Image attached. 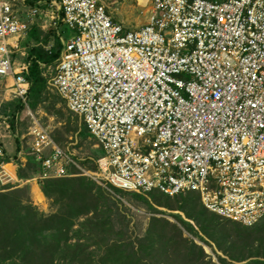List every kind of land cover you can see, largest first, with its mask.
<instances>
[{
    "label": "built area",
    "instance_id": "built-area-1",
    "mask_svg": "<svg viewBox=\"0 0 264 264\" xmlns=\"http://www.w3.org/2000/svg\"><path fill=\"white\" fill-rule=\"evenodd\" d=\"M150 3L147 24L125 30L114 22L105 0H50V8L62 15V23L73 35L62 40L54 66L41 65L50 71L44 77L68 110L82 118L102 151L95 162L97 171L85 170L55 144L46 129L34 124L28 136L32 137L31 150L41 162L42 172L36 180L82 175L105 188L139 195L158 191L174 197L195 192L209 212L242 226H254L264 218V129L250 135L252 125L243 127L242 114L255 112L249 100L264 107V0ZM19 5L26 7L24 13ZM41 15L40 6L30 5L29 0H0V80L11 78L22 98L29 85L24 76L29 64H17L12 55ZM117 62L133 73L156 76L165 70L166 80L163 85L157 81L156 88L168 89L164 92L168 97L166 116L157 113L156 123L146 114L145 119L139 115L128 120L111 114L102 117L99 105L104 98L93 103L88 92L114 87L111 83L102 88L97 85L107 80L110 66L115 68ZM216 80L219 84L212 87ZM226 89H234L236 94L229 99ZM204 92L207 96L201 95ZM197 101L216 105V117L202 108L193 115L191 109ZM185 117L195 125L192 131L215 121L229 134L222 138L217 128L208 139L192 138L188 143L174 130L185 123ZM237 127L242 130L233 134ZM47 149L49 154H44ZM9 160L0 141V192L10 182L5 172ZM70 168L78 174H71Z\"/></svg>",
    "mask_w": 264,
    "mask_h": 264
},
{
    "label": "trees",
    "instance_id": "trees-1",
    "mask_svg": "<svg viewBox=\"0 0 264 264\" xmlns=\"http://www.w3.org/2000/svg\"><path fill=\"white\" fill-rule=\"evenodd\" d=\"M61 18L60 14L58 24L62 23ZM54 29H49V35H42L40 28L33 24L21 44L28 55L29 66L24 76L29 85L26 102L20 100L17 111L26 108L35 111L51 100L53 105H44L43 109L56 116L62 115L55 108L62 99L50 94L51 84L41 67L42 64L54 66L59 59L62 44ZM50 36L56 40L54 45L49 42ZM31 41L33 44L29 46L27 43ZM8 113L6 120L13 124L14 114L9 116ZM83 131L88 134L82 122L77 134L84 139L87 137L82 135ZM51 137L60 146L62 140L58 136ZM19 148L18 144L17 152ZM66 152L87 170L97 171L96 164L88 168L70 151ZM26 155V164L18 163L20 180L36 178L42 172L41 162L31 147ZM69 172L78 174L75 168H70ZM38 184L55 208L51 214L41 212L32 204L26 186L7 185L0 192V264H264V221L246 227L224 220L205 209L195 192L157 197L153 193L139 195L108 187L115 194L129 195L144 203L153 214L167 215L176 221L151 216L145 233L132 238L124 236L125 229L116 230L113 219L99 211L102 189L90 178L80 175L45 179ZM94 188L98 194L93 193ZM91 212L94 215L87 217ZM83 217L86 218L78 222ZM227 227L233 230L231 236ZM109 234L115 236L109 237ZM196 240L211 247L210 240L224 257L217 255V262H214Z\"/></svg>",
    "mask_w": 264,
    "mask_h": 264
},
{
    "label": "rangeland",
    "instance_id": "rangeland-1",
    "mask_svg": "<svg viewBox=\"0 0 264 264\" xmlns=\"http://www.w3.org/2000/svg\"><path fill=\"white\" fill-rule=\"evenodd\" d=\"M40 1L43 0H29V4L39 5L43 12V15H41L40 18L34 20V26H38L40 28L42 35L48 34L50 28H55L54 30L56 35L60 37V42L62 43V40L67 41L73 35V32L63 23H57L59 16L56 14L55 8H50V0H46V3H40ZM105 2L108 5V12L114 22L122 25L125 30H135L140 28L147 24L151 17L152 5L150 0H105ZM19 8L20 11L23 13L25 12L26 7L23 8L19 5ZM51 12L53 15L50 14ZM55 22L57 23L56 26L54 25ZM43 25L47 26L45 30L41 28ZM51 37L52 36L49 38V42L54 45L56 40ZM23 40L25 41V38ZM23 40L19 43L22 44L24 42ZM27 44L30 46L33 44V41ZM23 46L21 45L20 48H24L25 56H21L20 52H14L12 55L17 64H28L27 51ZM49 72L50 71L47 69H43V75L46 77H49ZM49 88L50 94L56 96L59 100L58 97L60 95L57 90L52 86ZM20 100L25 103V95L23 98L21 97L13 85V80L11 78L0 83V141L5 146L7 153L15 157V154L17 153L16 147L18 144H20L19 149L22 153H28L30 148L29 143L31 144L32 142L31 138L28 136V130L36 123L46 129L51 136H58L62 140V143L58 144L63 146V149L70 151L76 158L82 160V163L84 162L86 167L90 168L93 164L95 165V162L100 157L102 150L97 146L96 142L90 135L87 134V132H82V135L87 137L84 139L77 134V130H79L80 126H82V121L79 117L70 113L66 102L63 99L55 105L56 110L61 111V116L50 114L43 109L44 105H53L51 100L50 102H45L44 104L39 105L35 111L29 110L28 108L24 111H17L16 108ZM7 113L9 116L14 114L13 124L6 120ZM5 121L7 124H4ZM8 124L9 128H6V125ZM89 159L93 162L91 163ZM80 166L87 170L82 165ZM96 184L102 189L101 209H99V211H102L104 215H109L113 219L116 230H118V228L119 231L121 229H125V237H141L147 230L151 216L164 217L172 222H176L175 219L168 217L167 215L153 214L144 203L135 201V199L129 195H118L109 188H105L106 186H101L98 183ZM93 193L98 194L97 189L94 188ZM151 193L157 197L163 196V194L158 191H153ZM47 202L48 206L45 208L46 211L41 212L51 214L55 211V208L51 206L49 201ZM156 208L163 212L177 214V212L169 211L164 208ZM93 215L94 212H91L87 215V217H91ZM85 218L86 217L80 218L78 222H82ZM263 221L264 218L261 222ZM259 224L260 223H258V225ZM227 228L230 229L227 230V233L231 236L233 234V230L231 227ZM108 236L112 237L115 236V234H109ZM196 243L204 246L205 252L214 262H217V255L224 257L223 254L218 251L215 244L210 240H208V243L211 247L203 244L199 240H196Z\"/></svg>",
    "mask_w": 264,
    "mask_h": 264
},
{
    "label": "snow or ice",
    "instance_id": "snow-or-ice-1",
    "mask_svg": "<svg viewBox=\"0 0 264 264\" xmlns=\"http://www.w3.org/2000/svg\"><path fill=\"white\" fill-rule=\"evenodd\" d=\"M152 67H154V65ZM117 68L123 69V71H116ZM106 75L107 80H102L100 84L97 85V88H102L103 85L108 83L114 85L113 88L110 90L102 88L98 93L95 89L88 92L89 100L93 103L101 97L104 98L103 102L99 105L102 117H108L109 114H111L112 116L123 117L124 120H128L131 117L139 115L140 119H145L147 116V118L152 119L153 122L156 123L158 121L154 118L157 113H159L160 117L167 115L165 112V105L168 97L164 96V92H167L168 89L165 87L162 92L156 88L157 81H159L161 85L164 84V81L166 80L165 70L162 69L156 76H153L150 72H145L143 74L133 73L129 69L124 68L123 64L117 62L115 68L110 66ZM227 83L228 82L226 81V84ZM218 84L219 80H216L213 82L212 87H215ZM105 91H107V95H105ZM117 92H119L120 95L117 96ZM226 92L229 99L236 94L234 89H226ZM170 95L171 94L169 93V97ZM201 95L207 96V92H204ZM217 99H219V97ZM248 103L249 107L255 110V112L242 114L243 119L246 121L243 127L248 128L249 124H251L252 127L249 134L254 137L258 129H264V107H260L257 103H253L251 100H249ZM201 108L204 111L211 112L212 117H216V105H202L199 101H197L196 107L191 109V113L196 115L198 114L197 109ZM129 114L131 115L129 116ZM168 119L171 120V117L169 116ZM205 119L211 120V117H205ZM257 121H259V123H257ZM194 126L193 122L185 117V123L180 124L174 130L178 136L186 140L188 143L192 142V138L199 139L200 137H204L205 139H208L211 136V133L217 128H219L222 138L229 134L224 131L222 126H218L215 121H212L209 124L202 123L196 131H192L191 129ZM241 130L240 127H237L233 129L232 132L233 134H237ZM169 134V130L165 129V137H168ZM254 142L255 141H249V143ZM237 143H239V141H237Z\"/></svg>",
    "mask_w": 264,
    "mask_h": 264
},
{
    "label": "crops",
    "instance_id": "crops-1",
    "mask_svg": "<svg viewBox=\"0 0 264 264\" xmlns=\"http://www.w3.org/2000/svg\"><path fill=\"white\" fill-rule=\"evenodd\" d=\"M18 46L20 48L21 44L18 43ZM17 52L24 53V48H20V50L18 49ZM1 82H3V81H0V83ZM71 114H73V113H71ZM73 115H75V114H73ZM77 117H79V116H77ZM79 118L83 122L82 118L81 117H79ZM83 124H85V123L83 122ZM30 138H31V141H32V137H30ZM19 146H20V144H19ZM29 147H31V144L30 143H29ZM16 149H17V147H16ZM49 152H50V150L47 149V150H45L44 154H49ZM7 154L9 156V158H10L9 163L6 164V166H5V172H6L7 176L9 177V180H10V182H9L8 185L14 186V188H23L25 186L28 187V197H29V199L33 202L34 205H36L39 208L40 211H44L45 212L46 211L45 208L48 206V202H47L48 200L44 197V195L40 191V186L38 184V180H36L37 177L36 178H33V179L31 178V179H28V180H20L17 177L18 163H20L21 166H24L26 164V162H27V159H26V156L27 155H26V153H22L21 151H18L15 154L16 157L11 156L9 153H7Z\"/></svg>",
    "mask_w": 264,
    "mask_h": 264
}]
</instances>
